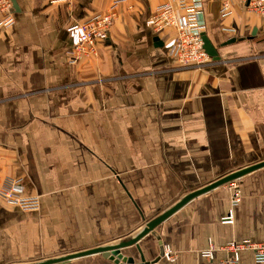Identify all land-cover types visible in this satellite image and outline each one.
I'll use <instances>...</instances> for the list:
<instances>
[{
  "label": "crops",
  "instance_id": "1",
  "mask_svg": "<svg viewBox=\"0 0 264 264\" xmlns=\"http://www.w3.org/2000/svg\"><path fill=\"white\" fill-rule=\"evenodd\" d=\"M176 1L122 2L98 53L73 62L68 26L113 0H16L15 24L0 27V177L21 179L19 194L40 206L23 210L0 195V264L130 239L186 194L264 160L262 16L234 2L223 17V0H203L217 56L183 66L168 53L176 29L146 25ZM231 209L234 223H222ZM155 233L174 262L154 233L139 244L158 263H141L135 245L123 255L135 264H221L233 257L228 243H263L264 166L193 198ZM210 243L212 260L201 255ZM57 264L121 263L96 253ZM238 264L264 262L244 251Z\"/></svg>",
  "mask_w": 264,
  "mask_h": 264
},
{
  "label": "built area",
  "instance_id": "2",
  "mask_svg": "<svg viewBox=\"0 0 264 264\" xmlns=\"http://www.w3.org/2000/svg\"><path fill=\"white\" fill-rule=\"evenodd\" d=\"M53 2L70 0H51ZM126 0H113L108 11L87 18L81 22H75L68 26L67 32L72 42L71 60L78 62L85 57L98 53V42L107 40L110 28L116 18V7ZM234 2H241L248 11L257 13L264 20V0H223L221 15L226 17L232 13ZM203 0H177L175 3L166 2L159 5L146 25L156 32L164 31L169 27L176 29L173 42L168 46V53L183 66L204 67L212 62V57L205 49L204 31L205 22L203 16ZM0 10L6 16L0 20V27L9 28L15 24L13 4L11 0H0ZM21 179H4L0 177V195L10 203L18 205L23 210H36L40 206L38 196H22L18 192ZM240 191H236L233 203L240 199ZM222 223H234V211L231 209L222 218ZM162 255L170 262L177 258L171 245L162 240ZM222 249L232 252L233 257L221 262V264H238L240 255L244 251H251L258 262H264V242H252L249 240L230 242ZM216 247L210 243L209 248L201 251V255L209 260L214 257Z\"/></svg>",
  "mask_w": 264,
  "mask_h": 264
},
{
  "label": "water",
  "instance_id": "3",
  "mask_svg": "<svg viewBox=\"0 0 264 264\" xmlns=\"http://www.w3.org/2000/svg\"><path fill=\"white\" fill-rule=\"evenodd\" d=\"M14 7H17L16 0H11ZM155 40H159V37H157ZM204 42H205V49L211 56H217V52L213 45L210 43L208 38L204 35ZM264 166V160L249 166H246L244 168H241L238 171L232 172L230 174H227L223 176L222 178H219L218 180H215L214 182H211L210 184L203 186L199 189L193 190L192 192L186 194L179 202H177L174 206L169 208L168 210L164 211L160 215H158L155 219L150 220L146 223L145 227L134 237L128 238L126 240H123L119 243L116 244H110V245H105V246H97L85 250H80L77 252H73L64 256L56 257V258H51L48 260H44L41 262H35L33 264H57L60 262L64 261H69L71 259L81 257V256H86V255H91V254H96V253H102L105 256L113 258L116 262L121 263V264H135V259L134 257H129V256H124L122 253V249L133 246L135 245L138 249V252L140 254V259L141 263H158L161 256H158L155 260L149 262L146 260L144 251L139 244V241L148 235L149 233H154L156 234L160 245L162 244V239L157 233H155V230L159 224L164 222L166 219H168L171 215H173L176 211H178L180 208H182L185 204H187L190 200L193 198L206 193L218 186L227 184L229 182L235 181L243 177L244 175L259 169Z\"/></svg>",
  "mask_w": 264,
  "mask_h": 264
}]
</instances>
